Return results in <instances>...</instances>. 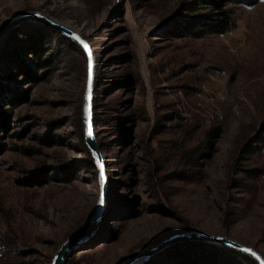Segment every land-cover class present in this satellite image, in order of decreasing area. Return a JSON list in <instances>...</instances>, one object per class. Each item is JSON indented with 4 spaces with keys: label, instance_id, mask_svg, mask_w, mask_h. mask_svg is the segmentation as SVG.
<instances>
[{
    "label": "rangeland",
    "instance_id": "obj_1",
    "mask_svg": "<svg viewBox=\"0 0 264 264\" xmlns=\"http://www.w3.org/2000/svg\"><path fill=\"white\" fill-rule=\"evenodd\" d=\"M193 4L0 0V25L37 10L80 29L93 48V125L109 188L100 223L65 264H115L187 229L264 254V0L224 3L234 24L223 32L172 31L209 10ZM4 34L0 259L50 264L99 191L83 132L86 54L60 29L27 17ZM185 241L222 246L185 239L136 264H186L180 248L167 253ZM219 261L206 264H258L226 251Z\"/></svg>",
    "mask_w": 264,
    "mask_h": 264
},
{
    "label": "water",
    "instance_id": "obj_2",
    "mask_svg": "<svg viewBox=\"0 0 264 264\" xmlns=\"http://www.w3.org/2000/svg\"><path fill=\"white\" fill-rule=\"evenodd\" d=\"M17 17L20 18H30L36 21H40L47 25H51L55 28H58L62 31L63 34L68 35L71 39L77 41L81 47L83 48L86 54V76L84 81L83 95H82V121H83V132H84V140L90 150V153L93 157V162L97 167V178L99 184V191L95 203L92 207V210L88 217L78 226L76 227L69 235H67L58 248L53 252L51 263L50 264H65L68 255L80 244L81 240L87 235V233L92 229L91 225L93 221L97 220L100 216L101 212L106 203L107 194H108V186H109V178L106 172V164L103 158V154L100 148V145L96 138V133L94 131L93 125V93H94V77H95V57L93 53V48L89 39L80 33L78 30L65 25L59 20H55L54 18L46 15L45 13L37 10H23L18 14ZM15 17V18H17ZM14 22L11 20L6 21L0 25V36L10 27V25ZM79 37V39H77ZM83 42V43H82ZM85 44L88 46L85 47ZM89 51L91 52V57L89 56ZM89 88H91V98L89 99ZM90 113V115H89ZM89 124L91 125L92 135H88ZM98 161H102L104 165V176L101 177V169ZM103 199L104 203L101 204L100 201ZM95 224H93L94 226ZM91 227V229H90ZM192 238V239H202L209 242L219 243L239 251L245 252L254 258L258 264H264V254L255 246L242 242L236 238L227 236L221 233H213L206 230L199 229H187L171 232L161 239L155 241V243L163 245V241L175 239V238ZM150 244L140 250H136L131 252L127 256H125L122 260L115 264H136L139 259L148 256L152 249L157 246V244ZM155 246V247H154ZM245 249H251V251H245ZM138 259V260H137Z\"/></svg>",
    "mask_w": 264,
    "mask_h": 264
},
{
    "label": "trees",
    "instance_id": "obj_3",
    "mask_svg": "<svg viewBox=\"0 0 264 264\" xmlns=\"http://www.w3.org/2000/svg\"><path fill=\"white\" fill-rule=\"evenodd\" d=\"M233 3H254L256 0H193V6L191 10L198 8H203V6H209V10L204 12L201 16H186L185 20H179L172 28L175 33H189L191 35L197 36L202 35L207 32H223L230 28L234 24V19L232 16L233 7L231 5H224L226 2ZM188 4V2H187ZM73 42V41H72ZM40 44V43H39ZM36 45V44H35ZM34 45V46H35ZM41 50L39 45V51ZM3 118H0V125H2ZM218 128H214L212 132L216 131ZM197 242H199L197 244ZM201 241H185L174 245L167 250L170 253L172 250L180 248L181 256L180 259L186 262V264H206L211 259H215V262L219 261L223 257V252L226 251L236 257L242 259L253 260L250 255L245 252L239 251L237 249L228 246H214L212 243L207 245L203 244ZM197 245V246H195ZM194 246L195 249H191L192 252H188L190 247ZM202 246V247H201ZM189 253V254H188ZM220 262V261H219ZM34 262L30 259L24 258H9L0 259V264H33ZM145 263V262H144ZM180 262H178L179 264ZM221 263V262H220Z\"/></svg>",
    "mask_w": 264,
    "mask_h": 264
},
{
    "label": "bare ground",
    "instance_id": "obj_4",
    "mask_svg": "<svg viewBox=\"0 0 264 264\" xmlns=\"http://www.w3.org/2000/svg\"><path fill=\"white\" fill-rule=\"evenodd\" d=\"M21 21H23V18H20V17H17V18H14V22H13V26L15 25V24H17V23H19V22H21ZM68 26H70V27H72V28H74L73 27V25H68ZM75 29V28H74ZM76 30H78L80 33H82L81 32V30L80 29H76ZM9 31V30H8ZM5 35L6 34H4V36L3 37H1L0 36V45L4 42V37H5ZM93 124H94V122H93ZM95 131V130H94ZM106 204V203H105ZM104 211V210H103ZM102 216H103V212H101V214H100V216L97 218V220H95V221H93V224H95L94 226H93V224L91 225V227L94 229L95 227H96V225L97 224H99L100 223V221H101V219H102ZM91 227H90V229H91ZM86 236H88V234L86 235ZM86 236L81 240V241H83L85 238H86ZM185 239H192V238H186V237H182V238H175V239H171V240H167V241H163V245H160V244H157V246L155 247V248H153L152 249V251H151V254H154V253H156V252H158L159 250H161V249H164V248H166L167 246H169V245H171L172 243H175V242H179V241H182V240H185ZM197 239V238H196ZM199 239V238H198ZM199 240H202V239H199ZM139 259V261L141 260V258H138ZM137 259V260H138ZM143 259V258H142Z\"/></svg>",
    "mask_w": 264,
    "mask_h": 264
},
{
    "label": "snow or ice",
    "instance_id": "obj_5",
    "mask_svg": "<svg viewBox=\"0 0 264 264\" xmlns=\"http://www.w3.org/2000/svg\"><path fill=\"white\" fill-rule=\"evenodd\" d=\"M77 39H79V37H77ZM83 43V42H82ZM85 47L87 48L88 46L85 44ZM89 56L91 57V52L89 51ZM91 98V88H89V99ZM90 115V113H89ZM88 135L91 136L92 135V130H91V125L89 124V130H88ZM99 165H100V169H101V177L103 178L104 176V165L102 161H98ZM101 204L104 203L103 199H101L100 201ZM245 251H251V249H245Z\"/></svg>",
    "mask_w": 264,
    "mask_h": 264
}]
</instances>
